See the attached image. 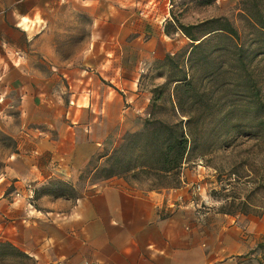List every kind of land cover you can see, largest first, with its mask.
<instances>
[{
  "label": "crops",
  "instance_id": "0c3cea01",
  "mask_svg": "<svg viewBox=\"0 0 264 264\" xmlns=\"http://www.w3.org/2000/svg\"><path fill=\"white\" fill-rule=\"evenodd\" d=\"M165 3L0 0V264H260L264 218L197 212L199 171L80 179L148 116L141 75L181 34Z\"/></svg>",
  "mask_w": 264,
  "mask_h": 264
},
{
  "label": "trees",
  "instance_id": "16d2710c",
  "mask_svg": "<svg viewBox=\"0 0 264 264\" xmlns=\"http://www.w3.org/2000/svg\"><path fill=\"white\" fill-rule=\"evenodd\" d=\"M240 5L246 32L240 33L223 17L193 25L176 19L166 24V33L172 26L188 39V47L162 61L168 74L153 92L142 128L126 133L111 151L93 156L81 180L121 178L148 192L178 188L181 169L212 149L199 136L207 131L204 123L213 110L225 120L241 103L245 112L252 110L254 120L242 133L264 143L261 77L254 67V61L264 55V0H240ZM164 103L168 110L161 106ZM235 130L236 126L229 131ZM257 248L264 249V243Z\"/></svg>",
  "mask_w": 264,
  "mask_h": 264
},
{
  "label": "rangeland",
  "instance_id": "374dc122",
  "mask_svg": "<svg viewBox=\"0 0 264 264\" xmlns=\"http://www.w3.org/2000/svg\"><path fill=\"white\" fill-rule=\"evenodd\" d=\"M165 9L171 19H176L183 25H193L211 18L223 17L227 18L240 33L247 30L240 0H166ZM168 31L173 35L172 26ZM170 39L176 42L175 54L183 52L189 45L188 39L181 34ZM254 67L261 77L264 101V55L254 61ZM167 74V69L163 68L160 62L152 64L150 69L141 75L139 90L150 95L148 110L153 92L164 83ZM216 96H219L218 92ZM161 106L169 109L167 103ZM243 109L241 103L233 116L225 120L223 115L213 110L212 116L204 123L207 131L200 133L199 136L200 141L206 140L212 149L203 159H191L184 166L188 171H199L201 174V178L192 186L193 194L190 198L193 203L198 204L199 213L214 210L216 213H226L231 216L264 218V143L257 141L256 138H247L242 133L254 124L252 110L247 113ZM234 126L236 130L229 131ZM111 150L103 148L101 153ZM204 196L208 197L209 203L202 201ZM262 241L264 243V237ZM261 252L263 254L264 249H261ZM262 254H260V264H264ZM16 264L33 263L22 256L20 262L16 261Z\"/></svg>",
  "mask_w": 264,
  "mask_h": 264
}]
</instances>
